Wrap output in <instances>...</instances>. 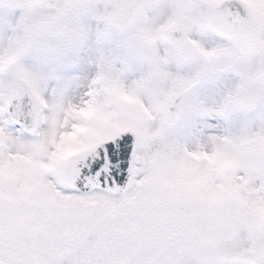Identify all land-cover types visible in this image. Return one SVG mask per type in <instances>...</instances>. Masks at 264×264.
Instances as JSON below:
<instances>
[{
    "label": "rangeland",
    "instance_id": "rangeland-1",
    "mask_svg": "<svg viewBox=\"0 0 264 264\" xmlns=\"http://www.w3.org/2000/svg\"><path fill=\"white\" fill-rule=\"evenodd\" d=\"M18 1L9 7L0 6V31L3 29L5 33L1 37L6 41L3 49L6 50L24 40L17 46L16 51H10L13 53L9 54L5 62L9 69L5 74L8 78L0 81L2 133L9 135L11 129L19 130L6 120L1 109V103L10 97L18 80L27 83L35 98L41 95L35 90V85L31 82L32 77L26 76L24 71L21 72V63L31 62L36 66V71L43 73L47 71L43 63L50 65L48 59L52 58V55L56 59L59 52H65L72 58L85 44L83 39L86 38L80 29L84 24L80 18H84L86 12L91 13L100 5L103 6L104 13L106 12V20L103 18L94 23L95 26L100 27L99 31L108 36L116 35L120 40H127L133 59L142 62V64L137 62V68L145 67L144 70L148 71L147 86L143 82L140 84V79H143L140 75L133 78L137 81L135 102L120 100L114 108L115 111L112 107H104V103L99 105L97 102V111L87 122L90 131L77 138L62 166L57 169L61 184L67 190L73 191L67 188L62 179L64 167L71 154L112 136L122 128L138 136L140 153L135 166L136 182L124 194L112 195L121 201L116 208L117 213L106 219L97 236L91 239L95 245L91 264H142L148 261L142 253L145 249L158 255L154 264L163 257L162 253L165 251L178 257L180 264H228L230 260L227 258V252L240 235L245 236L250 231L249 227L261 229L259 231L261 235L254 236V240L262 239L260 246L256 243L260 247L258 258L250 260L247 264H264V215L257 217L254 215L255 204L254 210L249 205H247L249 209L238 205L239 198H243L248 204V197L246 194L237 193L235 188L238 183L237 176L229 170L222 175L216 174L211 166L209 153L200 150L197 144L203 140L207 132L213 131L217 132L219 137L221 135L227 137L231 119L236 115H240L239 120L248 123L252 121L251 117L264 111V16L258 11L256 2L244 0L251 7L258 24L259 47L250 57L239 55L242 61L234 65L230 71L227 66L233 63L229 60L228 54L235 52L234 47L211 33L207 36L203 26L206 3L210 0H170L171 11L162 15L159 11L169 0H153L148 12L127 31H120L114 25L116 12L126 0H62L56 10L48 8L45 0H24L28 10H31L38 19V23L23 40L15 39L14 27L10 28V24L15 21L26 22L24 21L26 14L17 15L13 9L18 5ZM258 3H261L264 9L263 1ZM176 4H179L178 7ZM182 16L189 18L194 25V33L199 41V52L209 47L221 48V51L219 50L208 62L203 60V56L194 62H183L164 40V35L173 24V20ZM93 32L98 33V30ZM220 55L223 57L217 58ZM155 57L160 59L158 66L152 60ZM169 66L175 69L171 72L165 71ZM197 68L203 70L201 75ZM157 69L159 72L156 73ZM172 72L173 76L170 75ZM240 73L242 80L245 83L247 81L246 84L239 80ZM224 79L233 83L231 85L233 87H227L222 83ZM52 80L47 86L58 88V83ZM44 86L40 85V88ZM5 87L7 89L3 91ZM143 87L147 93L142 91ZM215 87H225L227 90L223 101L220 100L216 106ZM148 88L152 91H148ZM180 89L188 92L186 114L177 125L166 127L162 120L164 102L171 92ZM60 93L58 89L53 95L57 97ZM104 98L107 100L106 95ZM143 100L148 102L149 106L142 102ZM252 101L256 102L255 109L250 106ZM191 145H194V148ZM181 149L186 156L182 158V162L174 164V156L181 154ZM221 153L224 151L221 150ZM211 179L213 180L209 182ZM211 183L220 184L224 188L212 194L209 192ZM136 189L152 195L150 201L156 200L163 215L158 225L147 227L145 232L138 227V208L129 200V195ZM242 224L246 228L242 229L240 227ZM76 238L75 235L69 236L65 245L71 244ZM41 262L36 258L34 261H26L25 264H42ZM0 264L22 263L15 261L7 252L5 260H0Z\"/></svg>",
    "mask_w": 264,
    "mask_h": 264
},
{
    "label": "bare ground",
    "instance_id": "bare-ground-1",
    "mask_svg": "<svg viewBox=\"0 0 264 264\" xmlns=\"http://www.w3.org/2000/svg\"><path fill=\"white\" fill-rule=\"evenodd\" d=\"M252 1L256 2L258 11L264 16V9L261 3H258L263 1L264 4V0ZM171 6V1H167L159 11L161 15L171 11ZM13 9L17 15L26 14V22L17 23L14 20L16 23L10 24V28L14 27L15 39L23 40L37 26L38 19L28 10L24 0ZM83 17L80 19H83L84 25L80 29L86 38L83 39L85 44L72 58L65 52H59L56 59L52 55V58L48 59L50 65L43 63L47 68L43 73L36 71V66L31 62L24 61L26 64L20 65L21 72L24 71L26 76L32 77L30 80L34 83L35 90L45 92L46 112L43 129L38 136L27 135L18 129H11L9 135H6L0 129L1 261L5 260L8 252L15 261L22 264L36 258L40 259L42 264H91L95 253V245L91 239L97 236L103 222L117 213L116 208L121 199L103 191L86 194L69 191L61 184L57 169L62 166L77 138L90 131L87 122L97 111V102L99 105L104 103V107H112L114 111L120 100L135 102L137 81L133 78L140 75L143 78L140 79V84L143 82L147 86L148 71L144 70L145 67L137 68L136 64L142 62L133 59L127 40H120L116 35L108 36L99 31L100 27L95 26L94 23L103 18L106 20L103 6L100 5L91 13L86 12ZM94 30H98V33L93 32ZM2 31L3 29L0 31L1 82L8 78L5 74L9 69L5 62L9 54L13 53L10 51H16L17 46L24 42L23 40L5 50L3 47L6 41L1 37L5 33ZM152 60L158 66L160 59L155 57ZM174 69L169 66L165 71L171 72ZM173 74L172 72L170 75ZM240 76L239 80L243 81L241 73ZM50 80L57 82L59 87H48ZM222 83L233 87V83L225 79ZM40 85L45 86L40 88ZM215 88V94L211 93L217 96V103L211 102L214 106L218 105L220 100L223 101L227 91L225 87ZM6 89L7 87L3 91ZM58 89L61 93L54 97L53 94ZM147 90L152 91L149 88ZM142 91L147 93L145 87ZM142 102L149 106L148 102ZM239 116L231 119L227 137H219L217 132H207L197 144L200 150L209 153L211 166L216 174L222 175L229 170L237 176V193L246 194L248 197V204L243 198H239L238 205L245 209L249 205L254 210L255 204L254 215L263 216L264 111L251 117L252 121L248 123L239 120ZM191 146L194 148V145ZM221 150L224 153H221ZM180 151V156H174V164L182 162V158L186 156L183 149ZM210 188L209 192L213 194L224 187L211 183ZM137 190L129 195V200L138 208V227L145 232L147 227L158 225L163 215L156 200L150 201L152 195L141 192V189ZM230 193L232 194V190ZM240 227L246 228L243 224ZM249 228L250 231L245 236L240 235L232 244L229 252L226 250L230 260L228 264H247L250 260L258 258L262 238L254 240V236L261 235V229ZM72 235L77 236L76 240L65 245V241ZM149 252L147 249L142 252L148 258V261L142 264L156 263L158 255ZM162 254L164 255L157 264H180L178 257L169 255L166 251Z\"/></svg>",
    "mask_w": 264,
    "mask_h": 264
},
{
    "label": "water",
    "instance_id": "water-1",
    "mask_svg": "<svg viewBox=\"0 0 264 264\" xmlns=\"http://www.w3.org/2000/svg\"><path fill=\"white\" fill-rule=\"evenodd\" d=\"M0 1L6 2L9 0ZM149 1L129 0L120 10L117 26L120 29L130 27L145 9ZM58 3L59 0H52L49 5L57 6ZM239 12V16L243 15L242 24L245 23V26H240L236 16L234 20L235 25H237L236 28L222 31L218 26L213 25L212 30L232 40L241 52L247 53L254 50L256 46L255 26L247 9L245 11L240 10ZM219 16L220 14L217 11L216 18L218 19ZM169 41L176 46L183 57L195 55L193 47L186 38L185 29H178L175 34L171 33ZM184 97L185 95L181 94L180 99H177L175 104L171 102L168 105L164 118L166 125L171 126L182 117L185 108ZM28 105H32L34 116H36L39 113V107L35 102H32L26 85L19 81L9 107V116L14 123L23 124L21 113L23 112V108ZM22 127L31 133H35L38 123L33 121L30 126L23 125ZM98 150L104 151V156L101 159L98 158L95 163L87 165L80 173H78L79 169L75 168L73 170V165L80 156L73 158L66 170L65 181L69 185L82 190L101 187L111 193L124 192L133 182L132 167L137 150L136 137L128 131H122L111 140L101 142L95 148L89 149L83 156L92 154Z\"/></svg>",
    "mask_w": 264,
    "mask_h": 264
}]
</instances>
